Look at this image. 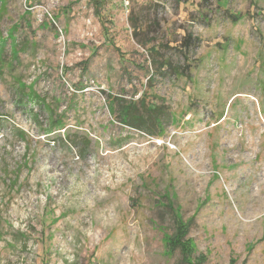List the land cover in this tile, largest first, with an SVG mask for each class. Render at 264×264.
Returning a JSON list of instances; mask_svg holds the SVG:
<instances>
[{"label": "rangeland", "instance_id": "374dc122", "mask_svg": "<svg viewBox=\"0 0 264 264\" xmlns=\"http://www.w3.org/2000/svg\"><path fill=\"white\" fill-rule=\"evenodd\" d=\"M0 58V264H264V0H0Z\"/></svg>", "mask_w": 264, "mask_h": 264}, {"label": "trees", "instance_id": "16d2710c", "mask_svg": "<svg viewBox=\"0 0 264 264\" xmlns=\"http://www.w3.org/2000/svg\"><path fill=\"white\" fill-rule=\"evenodd\" d=\"M6 63H7V61H5L3 58H0V65H4L5 66ZM163 67H165V65ZM2 68H3V66H2ZM0 69H1V66H0ZM126 121L129 122V123H132V124H134L136 126H141L142 125V123H140V121L137 120L135 114L132 111L128 113V117H127Z\"/></svg>", "mask_w": 264, "mask_h": 264}]
</instances>
